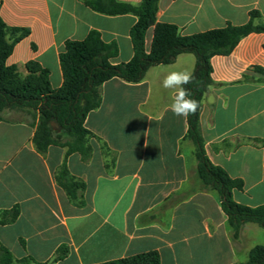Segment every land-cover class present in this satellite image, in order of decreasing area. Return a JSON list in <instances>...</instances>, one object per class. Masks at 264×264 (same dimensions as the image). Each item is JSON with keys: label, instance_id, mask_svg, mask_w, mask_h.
<instances>
[{"label": "crops", "instance_id": "obj_1", "mask_svg": "<svg viewBox=\"0 0 264 264\" xmlns=\"http://www.w3.org/2000/svg\"><path fill=\"white\" fill-rule=\"evenodd\" d=\"M251 12L253 25H264V0H158L155 22L189 36L244 25ZM0 19L28 31L5 65L26 76V65L36 62L53 90L63 83L59 55L67 41L93 31L117 46L112 65L133 55L136 17L102 15L80 0H0ZM152 31L145 34L146 53ZM194 66V56L182 53L170 65L150 67L137 83L104 82L99 106L83 123L90 133L86 157L61 145L37 150V110L2 112L0 244L15 260L50 264L61 253L52 264H100L153 252L159 264H244L253 247L264 246V228L254 223L232 237L217 193L204 190L197 175L187 119L169 110L174 92L163 88L164 77ZM209 66L211 85L199 110L206 157L243 182L232 191L235 203L264 206V77L253 71L264 69V33L246 35ZM68 181L80 186L72 199L63 186Z\"/></svg>", "mask_w": 264, "mask_h": 264}, {"label": "trees", "instance_id": "obj_2", "mask_svg": "<svg viewBox=\"0 0 264 264\" xmlns=\"http://www.w3.org/2000/svg\"><path fill=\"white\" fill-rule=\"evenodd\" d=\"M80 1L88 9L102 15L131 14L136 17L129 31L132 58L126 63L112 65L111 60L117 56V46L102 42L97 32H89L82 41L65 42L63 52L59 55L63 83L59 89L53 90L47 70L36 62L26 65V76H21L15 66L5 65L13 45L27 36L28 31L9 29L0 19V120L5 110H37L39 122L33 138L37 150L42 151L49 145H61L66 148L67 154L78 153L86 157L90 151V133L83 123L87 113L99 106V88L104 82L119 78L127 83H137L150 67L170 65L179 54H192L195 58L194 78L185 87L191 92L192 98L199 102V108L196 114L186 119L187 139L195 148L197 175L204 190L217 193L234 239L244 223H254L264 228V206L251 208L233 201L232 191L242 190L243 182L231 179L224 170L210 163L199 132L201 99L211 85L209 59L215 55L229 54L238 41L250 33H264V25L255 26L252 23L257 13H249L250 20L241 26L227 24L221 29L181 36L176 26L155 22L158 0H141L137 5L115 0ZM151 27V46L146 53L144 39ZM8 33L17 36L9 42L6 38ZM253 71L264 77V69L253 68ZM261 82H264V78ZM63 186L71 199L75 197L74 190L80 187L70 181ZM59 254L50 264L61 258ZM14 262L9 251L0 244V264ZM18 263H26V260H19ZM100 264H159V261L157 254L150 252ZM244 264H264V246L253 247Z\"/></svg>", "mask_w": 264, "mask_h": 264}, {"label": "clouds", "instance_id": "obj_3", "mask_svg": "<svg viewBox=\"0 0 264 264\" xmlns=\"http://www.w3.org/2000/svg\"><path fill=\"white\" fill-rule=\"evenodd\" d=\"M193 78V74L187 70H173L162 81L163 88L174 92L169 110L177 117L187 118L196 114L199 108V102L192 98L191 92L185 87Z\"/></svg>", "mask_w": 264, "mask_h": 264}, {"label": "rangeland", "instance_id": "obj_4", "mask_svg": "<svg viewBox=\"0 0 264 264\" xmlns=\"http://www.w3.org/2000/svg\"><path fill=\"white\" fill-rule=\"evenodd\" d=\"M3 114V113H2ZM15 260V259H14ZM14 264H24V263H18V260H15Z\"/></svg>", "mask_w": 264, "mask_h": 264}]
</instances>
